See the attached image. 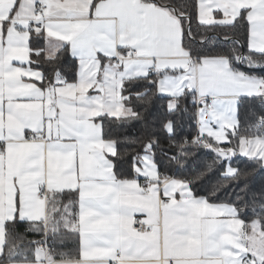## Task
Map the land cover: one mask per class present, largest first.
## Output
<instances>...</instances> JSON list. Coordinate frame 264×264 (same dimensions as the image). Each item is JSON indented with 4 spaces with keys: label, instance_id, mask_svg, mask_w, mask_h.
<instances>
[{
    "label": "snow or ice",
    "instance_id": "6c2138e0",
    "mask_svg": "<svg viewBox=\"0 0 264 264\" xmlns=\"http://www.w3.org/2000/svg\"><path fill=\"white\" fill-rule=\"evenodd\" d=\"M258 175L264 0H0V264H264Z\"/></svg>",
    "mask_w": 264,
    "mask_h": 264
},
{
    "label": "trees",
    "instance_id": "16d2710c",
    "mask_svg": "<svg viewBox=\"0 0 264 264\" xmlns=\"http://www.w3.org/2000/svg\"><path fill=\"white\" fill-rule=\"evenodd\" d=\"M67 76L68 78L71 80L73 78V73L71 71H68L67 73ZM242 119H243V112H242ZM140 134V129L138 128V126H130L128 128H126L125 130H122L121 132L118 133V135H121V136H124V135H127V136H139ZM169 151H175V149H169ZM157 161L160 163L161 165V171L164 170V159L163 157L161 156H157ZM241 168H243L244 166L241 164L239 165ZM125 167H127V165H125ZM189 167V170H191L192 168V165L189 164L188 165ZM216 177L215 176H212V177H209L208 179H206L204 181V185L207 186L210 184V182L212 180H215ZM252 185L254 188H259L261 186V184H264V176H256L252 181H251ZM198 193H202L203 192V187L202 186H196V189H195Z\"/></svg>",
    "mask_w": 264,
    "mask_h": 264
}]
</instances>
